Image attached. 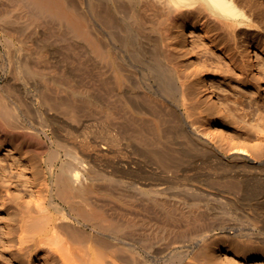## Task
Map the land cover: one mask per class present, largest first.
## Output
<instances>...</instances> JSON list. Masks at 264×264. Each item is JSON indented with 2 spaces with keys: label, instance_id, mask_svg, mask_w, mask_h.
Wrapping results in <instances>:
<instances>
[{
  "label": "bare ground",
  "instance_id": "bare-ground-1",
  "mask_svg": "<svg viewBox=\"0 0 264 264\" xmlns=\"http://www.w3.org/2000/svg\"><path fill=\"white\" fill-rule=\"evenodd\" d=\"M11 1L21 17L19 21L11 18L12 13L9 17L13 3L6 2L8 8L1 2L0 25L8 42H19L23 51L35 42L48 57L0 58V209L7 214L5 219L2 216L3 227L0 217V245L5 246L1 253L6 257L2 264L52 251L60 264H160L163 259L175 264L176 258L184 260L186 255L176 248L204 249L214 241L264 251V246L252 242L264 243V124L257 128L252 124L261 134L257 130L258 142L251 148L229 140L217 144L214 124L226 117L225 104L215 91L224 85L205 78L206 65L187 73L194 54L220 53L221 57L229 43L233 47L225 52L228 59H223L228 71H222L231 82L252 83L250 72L257 69V63L264 73V66L259 67L264 62V0H236L246 16L234 27L224 22L233 15L226 0H217L216 10L202 4L191 5L189 11L175 10L167 0H79V8L73 0ZM180 19L183 22L178 26ZM189 26L201 29V41H190L193 34L186 35L192 49L179 40ZM47 37L54 38L53 43L64 42L74 57L70 54L67 60L64 50L39 42ZM58 49L61 52L56 53ZM60 53L65 60L56 55ZM218 60L216 69L221 68L222 60ZM70 65L79 68L80 80ZM258 80L264 83L263 78ZM89 81L92 91L87 89ZM80 97L91 101L96 115L114 127L107 133L105 128V140L92 149L77 139L65 138L61 143L60 138L56 152L36 154L31 140L18 136L23 130L44 139L50 136L41 122L54 125L62 116L75 122L81 109L88 110ZM125 133L142 141V155L148 163H156L159 183L139 185L132 176L141 170L123 171L115 166L109 171L97 164L95 156L110 152L117 137ZM180 136L188 137L199 155L192 157L191 150L175 139ZM22 155L20 160L17 156ZM32 157L42 166L43 181L53 178L47 193H36L34 205V200L13 190L22 183L27 195L34 193L29 177L25 179L27 169L17 163L31 166ZM186 162L196 170L194 174L180 169ZM105 192L119 200L93 199ZM152 205L165 218L159 226L164 231L177 228L171 226L173 220L188 221L184 231L189 239L170 244L165 235L152 237L145 232L142 211L152 210ZM73 212L79 215V226L72 223ZM226 215L234 218H220ZM219 234L231 237L208 242Z\"/></svg>",
  "mask_w": 264,
  "mask_h": 264
},
{
  "label": "rangeland",
  "instance_id": "rangeland-1",
  "mask_svg": "<svg viewBox=\"0 0 264 264\" xmlns=\"http://www.w3.org/2000/svg\"><path fill=\"white\" fill-rule=\"evenodd\" d=\"M1 2L4 3L3 6L9 8V6H8L9 4H6V2L11 3L12 1L11 0L10 1H8V0H5V1L2 0L1 1L0 0V3ZM72 2H74L75 4L77 3L79 5V0H73ZM2 3L0 4V6L2 5ZM13 5H16V4L13 3L12 5H10V8L11 9L13 8V10L9 13L8 16L9 17L12 16V15H10L12 13L15 16H12L11 18H15L19 21L20 20L19 16L21 17V15H20L21 13L17 10V8H15L17 6H13ZM78 8H79V6H78ZM0 9H1V7H0ZM182 22H183V19H180L177 25L179 26V24H181ZM0 30H1L0 31V58L4 57L5 59L6 58L12 59L15 56H17L18 54L19 55L24 54L25 56L28 55L29 57H33V58H38L40 56H42V57L44 56L43 58L48 57V55H45L46 52L40 51V49L37 47V44L35 42H31L30 45H28V46L26 45L25 51L21 50V46H24V45L20 44L17 41H15L14 43L8 42L7 37H9V36H7L4 33L3 27L1 25H0ZM198 33H201L200 28L192 29L189 26V27H187V29L185 31V36H183L181 34L179 36V40L183 41L186 48L192 49V48H194L193 45L190 44V41L192 40V38L195 40H199V41L202 40V38L198 35ZM211 33H213V32H211ZM191 34H193V37L190 36V41H186L185 40L186 35L189 36ZM174 35L175 34H173V36ZM43 39L41 38V40H39V39H37V40H39V42L42 41V43H44V44L54 45L55 48H59L62 51L64 50L62 52V54L63 55L65 54L66 58H68L67 60L74 57V56H72L73 52L67 48L69 46L67 44H66L67 46H64L65 45L64 42H61V44H60V41L57 42L55 40V42L53 43L54 38H52V40H51V38H48V37L43 38ZM51 43H53V44H51ZM226 43H229V41H226ZM60 45H62V46H60ZM227 45H228V47L225 48L224 53L222 54L223 56H221V57H219L220 53L210 55L211 53L210 54H204L201 52L198 55L194 54V56L196 58H193L191 60V62H189V68L187 70V73L194 70L195 66L202 67V66L206 65V68L209 72L207 73L205 78H207V80L209 82L210 81L216 82V80H219V85H221V83H223V85H224L223 88H219V89H217V91H215L217 98H220L222 100V102L225 104V107H224L225 112H223L224 113L223 116L226 117V119L222 120L220 123L214 124L218 127V132H217V135H218L217 142L218 143L217 144L224 143L226 140H229L233 143H238L240 145H244L248 148H251L252 146H254L255 143L258 142V138H257L258 133L261 134V129L258 128L257 130H259V131L257 133L256 128L258 126L260 127L261 124H264V83L261 84L258 80L259 78L264 79V73L262 72V70L260 68H258V63H257V69L250 72V77H251L252 83H249V84L247 83V84L241 85V84H236L234 81L231 82L230 80H232V78H230V75L225 72L228 70H227V66L225 65V62L223 61V59H224V57L226 59H228L229 56H227V53L229 52V50L231 51V48L233 47V45L230 43ZM60 47H62L63 49ZM59 49L57 50L56 53L61 52V50H59ZM217 50H219V49H217ZM43 52H44V54H43ZM225 52H227L226 55H225ZM46 54H48V53H46ZM62 54L60 53V54H56V55L59 57V59L65 60V58ZM66 54H68V55H66ZM70 54H71V56H70L71 58H69ZM260 54H261L260 56L262 57L263 54L261 52H260ZM61 55L63 58H61ZM58 57H57V59H58ZM218 59L222 60V62L220 63L221 64L220 69H216V67H215L216 64L219 62ZM260 65L261 66H259V67L262 68L264 66V62L261 61ZM76 67L70 65L69 69L73 73H75L77 75V77H79V80H80L81 79L80 78L81 73L79 71V68H76ZM78 67H79V65H78ZM222 70H225V71H222ZM91 77L92 76H89V80L92 79ZM228 83H230L231 86H229V89L228 88L226 89L225 85H227ZM90 85H91V83L89 81V83H88L89 87L86 86L87 89L90 88ZM201 85H203V82L201 83ZM90 90L92 91L91 88H90ZM205 93H207V92H205ZM255 94H257V95H255ZM79 99L81 100L83 98L80 97ZM206 99L209 103H213L211 101L210 97L207 96ZM81 101H82V105L85 102L83 108L86 109V107H87L88 110L81 109L84 112L80 111L79 112V118L75 119L76 120L75 122H71L72 124L69 122V117L67 118L66 116H62L60 118V120H58L59 124L57 122L54 123V125L48 124V123H46V121L41 122L43 124L45 123L44 124L45 129L47 130L50 137H46V138L44 137V139H41V138H38L35 135H33L31 131H29L31 133L28 132V134H27V131L24 132L23 130H20V129H18V132H19V130L21 131L18 134V136L20 135L19 136L20 138L22 137V139H26L28 142H29V140H31L30 141L31 143L30 142L29 143L32 145V148H34V150H35L34 153H36V154H37V152L38 153H44L43 151L49 152L50 150H55V152H56L58 149L57 148L58 142L60 143V141L58 139H60V138H62V139H60L61 143H63L65 138L66 139L67 138L77 139L79 141V144H82L85 148L87 146V147H89V149H92L93 145H95L96 142H103L105 140V138H103L102 135L105 137L104 134L107 133L110 130V128L112 130V128H114V127H113L112 123H108V122L100 119L96 115L95 111L93 110L94 106L92 105L91 101H89V100L87 101V99L85 101L84 100H81ZM66 119H68V120H66ZM70 121H74V119L73 120L71 119ZM60 124L61 125L63 124V125L61 126ZM64 124L66 126L64 128H66V129L62 128L64 126ZM252 124L253 125L256 124V128H254V127L252 128ZM57 125L60 127H58ZM69 125H71V127ZM54 128H56L57 131H58V129H60V131L56 132V131H54L55 130ZM105 128H106V130L104 131L105 132L104 133L103 130ZM107 128H108V130H107ZM61 129L62 130L64 129L63 130L64 133ZM68 130L71 131V133H68ZM16 131L17 130H15V132L13 133V136L15 135V133H18ZM99 131H101V132H99ZM54 132L56 134L59 133L57 135V137L55 136L56 134ZM22 133L24 135H21ZM72 133H73V135H72ZM99 133L100 134L102 133V134L99 135ZM240 133H244V134L240 135ZM126 135L127 136H125V137H117V142L115 141V143H114L115 145L110 148L111 149L110 152H108L106 155H104L105 157L104 156L103 157L102 156L101 157L95 156V157H97L96 158V161L98 162L97 164L99 166H101L100 168H104L105 170L109 169V171H113V169H115V166H117V168H120L123 171H126V170L129 171L130 169L141 170V174H139L138 176H132L134 181H136L139 185L147 186V185H145V183H151L153 181L159 183L158 180H155V179H158V178H156V175H157L156 174V167H157L156 163L154 161H152L151 163H148L146 157H144L142 155V153H143L142 152V145H141L142 141L139 138L129 137L130 135L128 133ZM18 136L16 135V137H18ZM51 139H52V141H51ZM175 139L178 141V143L180 145L191 150L190 155L192 157L199 155L198 152L196 150H194V146L189 141L188 137H181L180 136V137H175ZM220 140H223V141L219 142ZM64 142H66V140ZM153 145L156 146V144L154 142H153ZM6 151L7 150L3 149V153H6ZM60 151L63 152L62 149H60ZM31 154H32V152H31ZM79 154H81L80 151H79ZM24 156L25 155L17 156V157H21L20 160H23ZM102 158H104V161L102 160ZM100 159L102 161H98ZM20 160H18V161H20ZM21 162L22 161H20V163L17 162L18 164H21V165H18V167H21V169H25V170L27 169L25 179H27L29 177L30 180L27 179V181L30 185H33L32 191H34V193L32 195H27L29 193V191L27 193V192H25V189L23 190V188H26V187L22 188V186H23V185H21L22 183L19 184L17 189L13 188V190L17 191V192H15V195L17 193L19 195H21V193H22L23 196L26 195L25 196L26 200H34V202H33V205H34L38 199V197L36 196V193L37 194L40 193L41 195L43 193H47V189L52 186L51 183L53 182V180H52L53 178L50 177L49 182H48V180L46 182L43 181L44 175L42 172V166H40L38 159H33V157H32V159L29 160V163H31V166L27 165V163H25V162H22V163ZM188 164H189L188 162L184 163L180 167V169H182L184 167L187 170L186 173L194 174L196 170L187 166ZM111 166H114V168L113 167L111 168ZM9 167H11V166H9ZM9 167H8V169L10 170ZM108 167H110L111 170ZM45 169H46V167H45ZM15 178H17V176ZM30 182H32L33 184ZM4 187L5 186H2V188H4ZM45 189H46V191H45ZM3 190L6 191L7 189L6 190L3 189ZM0 194L2 195L3 191L0 192ZM102 196H105V197H102ZM99 197H95L93 199L98 198L97 201L99 200V202H102V203H103V201H104V203H106V202L111 203L114 200H119L115 196H113L109 193H106V192L100 193ZM110 197L113 198L112 201H111ZM3 198H1V199H3ZM75 200H76V202L79 203V197L76 198ZM140 202L143 203L142 201H139L138 202L139 207L141 206V208H144V207H142L143 204L140 205L141 204ZM8 203L10 204V206L11 205L13 206V204H14V202H12V201L8 202ZM145 205L146 204L144 202V206ZM149 209H152V210H143L142 211L143 215L141 216V218H143L145 220V222L143 224L145 232L150 233V235L152 237L165 235L166 238H168L167 241L170 244H173L172 242L186 241L187 239H189L190 234H188V232L184 231L185 224L188 221L177 220V219L173 220V223H171L172 224L171 226L175 227V228L177 227V228L169 230V231H164L163 228L159 227V226L163 225V221L165 220L163 214L159 211L160 208H158V207L154 208V206L152 205L149 207ZM155 209L156 210L158 209L156 211V212H158L157 214L155 213ZM0 211H1L0 217L2 219L1 227H3V226H5L4 219H5V216L7 214H6V211H3L1 209H0ZM73 214H74V217L76 219H73L72 223L79 226V215L76 212H73ZM175 215L177 218L179 217L178 212ZM2 216L4 217V219ZM220 218L223 220H227V219L234 218V216L226 215V217L220 216ZM263 233H264V231H263ZM0 235H1V232H0ZM225 236L231 237V235H228V234H219V235H216V237H211V239H209L208 242L211 243L215 239L222 238ZM252 240H253L252 241L253 245L259 244L261 246H264V243H262V240H259V239H252ZM168 242L164 241L165 244H167ZM186 243H188V242H186ZM2 246L0 245V264H2L1 261L3 262V259L6 258L1 253V250L5 249V246H4V248H2ZM176 251H184L186 253V255L184 256L185 257L184 260H180L179 258H176L175 264H264V251L263 250L257 249V248H248V247L236 248V247H233L230 243H228L226 241L225 242H221V241L215 242L214 241V243L210 244V247H205L204 249H198V247H191L190 248V247L186 246V247H178V248H176ZM56 257L58 258L59 256L56 255L53 251L49 252V253L39 252L37 256L35 255L32 257H27L26 260L20 259V260H22L21 263H19V261H20L19 260V261L13 262V264H28V263L29 264H60L59 261H57ZM213 257H214V259H213ZM30 258H32V259H30ZM209 259H210V261H209ZM58 260H60V259H58ZM10 264H12V263H10ZM160 264H166L165 259H163V261H161Z\"/></svg>",
  "mask_w": 264,
  "mask_h": 264
},
{
  "label": "clouds",
  "instance_id": "clouds-1",
  "mask_svg": "<svg viewBox=\"0 0 264 264\" xmlns=\"http://www.w3.org/2000/svg\"><path fill=\"white\" fill-rule=\"evenodd\" d=\"M168 4L173 7L175 10L181 11H189L191 9V5H205L210 9H217V0H167ZM226 4L228 8L231 10L233 15L225 17L224 22L228 23L229 26H236L242 23L241 17L246 16V11L242 7L236 4V0H226ZM210 18L216 19L211 12H209Z\"/></svg>",
  "mask_w": 264,
  "mask_h": 264
}]
</instances>
